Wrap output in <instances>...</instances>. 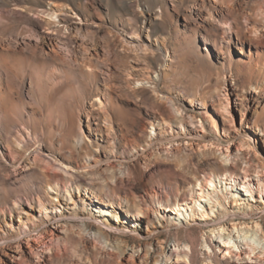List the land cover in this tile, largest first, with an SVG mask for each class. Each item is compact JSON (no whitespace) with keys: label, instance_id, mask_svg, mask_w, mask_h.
<instances>
[{"label":"rangeland","instance_id":"rangeland-1","mask_svg":"<svg viewBox=\"0 0 264 264\" xmlns=\"http://www.w3.org/2000/svg\"><path fill=\"white\" fill-rule=\"evenodd\" d=\"M0 225V264H264V0H0Z\"/></svg>","mask_w":264,"mask_h":264},{"label":"bare ground","instance_id":"bare-ground-1","mask_svg":"<svg viewBox=\"0 0 264 264\" xmlns=\"http://www.w3.org/2000/svg\"><path fill=\"white\" fill-rule=\"evenodd\" d=\"M208 15H209V17H212L211 13H208ZM256 31H258V28L257 27L254 28V32H256ZM258 38H260V37L258 36ZM220 108H221V111H223V113L224 112L226 113V106H223L221 104ZM21 141L22 142L25 141L23 137L21 138ZM57 162L59 164H55L54 165L56 167V169L61 170L64 173H66L68 175H71L72 177L75 176L74 174H72L71 172H69L68 170H66V169L63 168V167H66L67 169H72L73 167L70 164H66V163L59 162V161H57ZM221 168H222V170H223L224 173H230L231 175L233 174L231 172L232 171V167L222 166ZM70 182H71V180L68 179V182L67 183L69 184ZM244 184H248L249 185V186H246L245 187L246 191L249 194H254L253 193L254 190L252 189V186H251L252 184L249 181H247V180L244 181ZM26 201H27V205L31 206L30 200L26 199ZM38 202H39L40 206L43 205V202L40 200L39 197H38ZM15 204L18 205V202L15 201ZM174 205H175V208L176 209H180L182 207L178 203H175ZM17 209H21V208L19 207ZM22 212H24V211L22 210ZM9 229H11V225H10ZM242 229L236 228V232L239 234V236L241 235V233L244 234L242 237H243L244 241H246V246H248L249 248L252 249V251H254L255 249H254L253 246H255V244H257V243H261V242H259L257 240L258 239L257 237L260 235L259 233H261L260 231H262L260 225L259 224H255V226L251 230L250 229H246L245 232H243ZM0 230H1V225H0ZM25 235L27 237H29L28 234H25ZM219 238L226 245H234V243H233V240L234 239L232 237H230V236L223 237L222 235H219ZM260 239H261L260 241H262V239H264V238L262 237ZM26 243H27V246L30 245L29 239L26 240ZM207 247H208L209 250L211 249L212 252H213V254H214V256H212L211 254H209L208 256H206L207 259H208V261H209L208 264H214L215 263V260H216V254H215L214 248L211 246V242L210 243L208 242ZM48 251H51V248H50L49 245L45 249V252H48ZM261 253L264 255V247H263ZM35 254H36V256H38L40 258V253H38L36 251ZM172 256H175V258H176L175 264H192L193 263L192 261L194 259V250H193V247L186 245V248H183V251L176 250L175 252L172 253ZM47 257H48V263H51V261L56 260V259L59 258V256L57 254H55V255H49Z\"/></svg>","mask_w":264,"mask_h":264}]
</instances>
